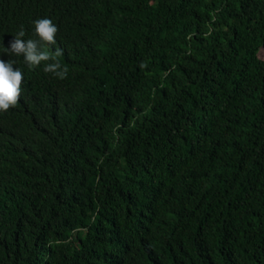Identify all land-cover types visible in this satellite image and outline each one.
<instances>
[{
    "label": "trees",
    "instance_id": "1",
    "mask_svg": "<svg viewBox=\"0 0 264 264\" xmlns=\"http://www.w3.org/2000/svg\"><path fill=\"white\" fill-rule=\"evenodd\" d=\"M262 51L264 0H0V264H264Z\"/></svg>",
    "mask_w": 264,
    "mask_h": 264
},
{
    "label": "clouds",
    "instance_id": "2",
    "mask_svg": "<svg viewBox=\"0 0 264 264\" xmlns=\"http://www.w3.org/2000/svg\"><path fill=\"white\" fill-rule=\"evenodd\" d=\"M34 39H23L25 31L20 29L14 39L9 41L7 48L3 47V52L10 56L23 57L25 65L29 69L39 67L44 63L43 71L51 73L59 79H65L68 68L62 66L59 58L63 56V49L57 47L52 51V46L57 44L56 35L58 27L49 18H40L33 21ZM16 60L5 62L0 59V112H7L15 107L22 93L23 72L13 67ZM143 67V65H141Z\"/></svg>",
    "mask_w": 264,
    "mask_h": 264
},
{
    "label": "rangeland",
    "instance_id": "3",
    "mask_svg": "<svg viewBox=\"0 0 264 264\" xmlns=\"http://www.w3.org/2000/svg\"><path fill=\"white\" fill-rule=\"evenodd\" d=\"M263 55H264V51H262V52L260 53V56H262V57H263Z\"/></svg>",
    "mask_w": 264,
    "mask_h": 264
}]
</instances>
